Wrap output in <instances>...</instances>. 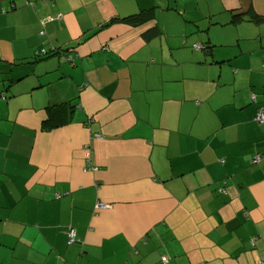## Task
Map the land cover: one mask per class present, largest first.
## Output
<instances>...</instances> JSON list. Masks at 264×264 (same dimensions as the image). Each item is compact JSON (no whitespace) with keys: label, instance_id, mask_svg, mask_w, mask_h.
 Returning a JSON list of instances; mask_svg holds the SVG:
<instances>
[{"label":"crops","instance_id":"obj_1","mask_svg":"<svg viewBox=\"0 0 264 264\" xmlns=\"http://www.w3.org/2000/svg\"><path fill=\"white\" fill-rule=\"evenodd\" d=\"M259 110L264 0H0V264H264Z\"/></svg>","mask_w":264,"mask_h":264},{"label":"trees","instance_id":"obj_2","mask_svg":"<svg viewBox=\"0 0 264 264\" xmlns=\"http://www.w3.org/2000/svg\"><path fill=\"white\" fill-rule=\"evenodd\" d=\"M42 1H45L46 2V0H42ZM11 8H12V5H11ZM2 13H6V11L5 10H2ZM144 16H145V14H141V15L138 16V18L137 17L131 18V19H129V22L130 23H133V24L134 23H138V22H142L145 19ZM43 32L44 31L40 30L38 33L40 35V33H43ZM52 51L50 50V52L49 51L47 52L44 48H41V49H39V50L36 51V54L35 55L37 56V58H41V57L44 58L47 55H53L54 54L53 56H59V55H62L61 53H63L61 50H56V51L52 50ZM69 55L70 54H66L65 57L64 56L63 57H64V60L66 59V61L71 64L73 62V57L70 55V57H71L72 60L71 61L70 60H67V56H69ZM8 85H6L5 87H8ZM2 99L3 100L6 99L4 95H3ZM66 107H67L66 104H59V105H56V106L48 105L46 107V113L48 115H50L51 110H63V112H66V110H64ZM70 107L73 108V106H71V105H70ZM51 117L54 118V121L55 122L51 121ZM63 124L64 123H60V119L58 118V116H56V117L50 116V119L49 120H46L44 122L43 129L49 130V129L57 128V127H59V126H61ZM66 244H67V238H66Z\"/></svg>","mask_w":264,"mask_h":264},{"label":"built area","instance_id":"obj_3","mask_svg":"<svg viewBox=\"0 0 264 264\" xmlns=\"http://www.w3.org/2000/svg\"><path fill=\"white\" fill-rule=\"evenodd\" d=\"M42 34V33H40ZM199 46L198 45H193V48L197 49ZM67 60H72L70 55L67 56ZM254 122L258 123V124H263L264 123V114L261 110H259L256 114V116H254L253 118ZM89 150L87 151V155H89ZM261 160V156L260 155H254L252 157V160H251V163L252 164H256L258 163L259 161ZM91 169L95 170L94 167L90 166L88 163L86 165V167L84 168V170L86 171H90ZM104 207H107L106 205H103V204H100V203H97L96 204V209L98 208H104ZM66 238H67V245H72L74 243L77 242V239H76V236H75V233L73 230H69L68 233L66 234ZM162 261L165 262L166 259L165 258H162Z\"/></svg>","mask_w":264,"mask_h":264},{"label":"flooded vegetation","instance_id":"obj_4","mask_svg":"<svg viewBox=\"0 0 264 264\" xmlns=\"http://www.w3.org/2000/svg\"><path fill=\"white\" fill-rule=\"evenodd\" d=\"M194 45H198V44H194Z\"/></svg>","mask_w":264,"mask_h":264},{"label":"rangeland","instance_id":"obj_5","mask_svg":"<svg viewBox=\"0 0 264 264\" xmlns=\"http://www.w3.org/2000/svg\"><path fill=\"white\" fill-rule=\"evenodd\" d=\"M73 57V56H72Z\"/></svg>","mask_w":264,"mask_h":264}]
</instances>
